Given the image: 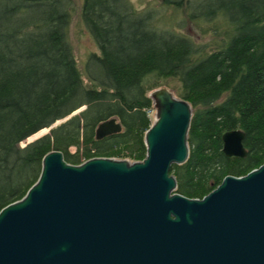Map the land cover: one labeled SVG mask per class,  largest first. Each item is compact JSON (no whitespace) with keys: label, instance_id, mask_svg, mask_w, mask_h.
I'll list each match as a JSON object with an SVG mask.
<instances>
[{"label":"trees","instance_id":"obj_1","mask_svg":"<svg viewBox=\"0 0 264 264\" xmlns=\"http://www.w3.org/2000/svg\"><path fill=\"white\" fill-rule=\"evenodd\" d=\"M73 6L0 0V209L24 196L51 150L71 164L143 159L146 93L174 82L192 106L188 158L170 167L177 192L202 198L224 176L264 162V0H161L192 22L212 23L219 38L209 48L181 30L184 20L161 23L156 8L82 0L81 21L98 48L87 55L83 74L69 41ZM83 75L95 87H86ZM111 117L122 130L95 139L96 126ZM234 129L244 132V157L222 151V134Z\"/></svg>","mask_w":264,"mask_h":264},{"label":"water","instance_id":"obj_2","mask_svg":"<svg viewBox=\"0 0 264 264\" xmlns=\"http://www.w3.org/2000/svg\"><path fill=\"white\" fill-rule=\"evenodd\" d=\"M152 96L141 161L43 156L38 179L0 209V264H264V162L224 176L202 198L176 192L169 170L188 158L192 106L167 87ZM121 130L111 117L95 139ZM243 137L225 131L224 154L244 157Z\"/></svg>","mask_w":264,"mask_h":264},{"label":"rangeland","instance_id":"obj_3","mask_svg":"<svg viewBox=\"0 0 264 264\" xmlns=\"http://www.w3.org/2000/svg\"><path fill=\"white\" fill-rule=\"evenodd\" d=\"M131 1L136 8H140V9H143V8L147 9V8H152V7L156 8L159 11L158 12V18H160L159 20H161V23H162V20H171L170 23L176 25L177 20H184V24L181 27V30L185 34L191 36L197 42L202 43V44H207L208 48L212 47L214 42L217 41L219 38V36L214 35V33L212 31V25H209L212 23L201 22L198 24V23L192 22L189 18H187V15L184 12L178 11V12L173 13V11H171L172 7L161 6V0H131ZM73 3H74V6H73V10H72L71 19H70V25H69V41H70V44L72 47V52H73L74 58L76 60V64H77L79 70L81 71V73L83 74V64H84V61H85L87 55L90 52L98 51V48H97V45L95 44L94 40L90 36L89 32L87 31V29L85 28V26L83 25V23L81 21L80 10H81L82 0H73ZM82 77H83V82H84L86 87H92V86L95 87L96 84L94 82L89 81L88 78H86L84 75ZM174 84H175V82H174ZM174 84L171 83V84H169V86L162 85V86L153 88L146 93L147 96L151 100V106L147 109V114L149 115V118H150V125L154 122L155 117H156V113H157V110L155 108V100H154L152 94L154 93V91H156L157 89H159L161 87H167L176 96H178L177 92H176V87H173ZM83 108H84V106L80 107L78 110L75 111V113L79 112ZM75 113H72V114H75ZM43 133H45V132H43ZM27 141L29 142L28 138L25 142H27ZM25 142H23V143H25ZM69 150L71 152H73L75 150V147H70ZM188 155H189V153H188ZM113 158L118 159V160H126L130 163L142 160V159L133 160V159H130L128 157H124V158L113 157ZM169 173L172 174L170 172V170H169ZM176 188H177V186H176Z\"/></svg>","mask_w":264,"mask_h":264},{"label":"bare ground","instance_id":"obj_4","mask_svg":"<svg viewBox=\"0 0 264 264\" xmlns=\"http://www.w3.org/2000/svg\"><path fill=\"white\" fill-rule=\"evenodd\" d=\"M39 133V132H38ZM38 133H36V134H38ZM39 177V176H38Z\"/></svg>","mask_w":264,"mask_h":264}]
</instances>
